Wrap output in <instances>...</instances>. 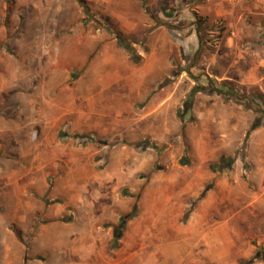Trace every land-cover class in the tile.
Returning <instances> with one entry per match:
<instances>
[{
  "label": "rangeland",
  "instance_id": "obj_1",
  "mask_svg": "<svg viewBox=\"0 0 264 264\" xmlns=\"http://www.w3.org/2000/svg\"><path fill=\"white\" fill-rule=\"evenodd\" d=\"M0 54V264H264V0H0Z\"/></svg>",
  "mask_w": 264,
  "mask_h": 264
},
{
  "label": "trees",
  "instance_id": "obj_2",
  "mask_svg": "<svg viewBox=\"0 0 264 264\" xmlns=\"http://www.w3.org/2000/svg\"><path fill=\"white\" fill-rule=\"evenodd\" d=\"M203 24H205L204 21L201 18L198 19V21H197L198 35L200 34L201 30H203ZM118 44L130 56L131 60H133L135 63H139L140 62L141 59L137 55V53L135 52V50H134V48L132 46V43H130V42L126 41L125 39L119 37L118 38ZM202 51H203V38L201 37V34H200V49L198 51V54H201ZM210 82H211V84H213L212 81H210ZM212 86H214V85H212ZM226 89L227 90L225 91L224 94L226 96H228V99H230L232 101L240 102V101H243L245 99V97H246L245 95L242 97L241 93L235 91L234 88H231V87L227 86ZM203 91L209 92L210 94L211 93H215V92L219 93V91L215 87H212L211 90L209 89V91H207L206 89H195V90H193V92H192V94L190 96V100H188V102H187L188 110L191 108V106H192V104L194 102L193 100L195 98V95L198 92H203ZM231 91H233V93ZM261 113H263V116L261 117L260 120L257 121V124H255L253 126L252 130H255V129L259 128V126L261 124L260 123L261 120L264 119V111L262 110ZM235 161H236L235 159H229L228 162H229V164L231 166V165H233L235 163ZM125 220L126 219L124 218L122 220L120 226L118 227L117 231H115V240H116L117 243L121 240V238L123 236V234H122L123 231L122 230L125 229V227H126V221Z\"/></svg>",
  "mask_w": 264,
  "mask_h": 264
},
{
  "label": "crops",
  "instance_id": "obj_3",
  "mask_svg": "<svg viewBox=\"0 0 264 264\" xmlns=\"http://www.w3.org/2000/svg\"><path fill=\"white\" fill-rule=\"evenodd\" d=\"M3 55L0 54V58L2 57ZM2 82V79L0 78V104H1V101H2V97H3V92H4V88H3V84H1ZM2 138V135L0 133V139ZM17 259L19 260V257H17ZM15 260V258L10 254V255H7V258H6V263L7 264H13V261ZM21 260H22V257H21Z\"/></svg>",
  "mask_w": 264,
  "mask_h": 264
},
{
  "label": "built area",
  "instance_id": "obj_4",
  "mask_svg": "<svg viewBox=\"0 0 264 264\" xmlns=\"http://www.w3.org/2000/svg\"><path fill=\"white\" fill-rule=\"evenodd\" d=\"M229 3L235 4V3H239L242 2L243 0H227Z\"/></svg>",
  "mask_w": 264,
  "mask_h": 264
},
{
  "label": "bare ground",
  "instance_id": "obj_5",
  "mask_svg": "<svg viewBox=\"0 0 264 264\" xmlns=\"http://www.w3.org/2000/svg\"><path fill=\"white\" fill-rule=\"evenodd\" d=\"M176 225V224H175ZM204 227V226H203ZM175 228V227H174ZM205 228V227H204ZM203 228V229H204ZM203 229H202V231H203ZM177 231H183V230H181L178 226H177ZM195 231H199V230H195Z\"/></svg>",
  "mask_w": 264,
  "mask_h": 264
}]
</instances>
